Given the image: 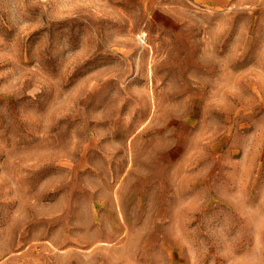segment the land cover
Segmentation results:
<instances>
[{
  "label": "rangeland",
  "instance_id": "374dc122",
  "mask_svg": "<svg viewBox=\"0 0 264 264\" xmlns=\"http://www.w3.org/2000/svg\"><path fill=\"white\" fill-rule=\"evenodd\" d=\"M0 0V264H264V0Z\"/></svg>",
  "mask_w": 264,
  "mask_h": 264
},
{
  "label": "crops",
  "instance_id": "0c3cea01",
  "mask_svg": "<svg viewBox=\"0 0 264 264\" xmlns=\"http://www.w3.org/2000/svg\"><path fill=\"white\" fill-rule=\"evenodd\" d=\"M220 0H179L178 3H176L177 5H180L179 3L183 2L186 5H191V6H202V7H210V6H215L216 4H218Z\"/></svg>",
  "mask_w": 264,
  "mask_h": 264
}]
</instances>
